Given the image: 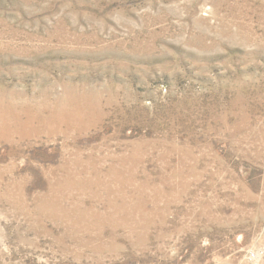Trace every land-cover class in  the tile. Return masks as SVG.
<instances>
[{
	"label": "rangeland",
	"instance_id": "rangeland-1",
	"mask_svg": "<svg viewBox=\"0 0 264 264\" xmlns=\"http://www.w3.org/2000/svg\"><path fill=\"white\" fill-rule=\"evenodd\" d=\"M0 264H264V0H0Z\"/></svg>",
	"mask_w": 264,
	"mask_h": 264
}]
</instances>
